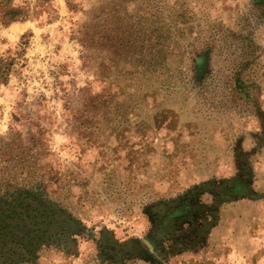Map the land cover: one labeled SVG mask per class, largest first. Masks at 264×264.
I'll return each instance as SVG.
<instances>
[{
    "label": "rangeland",
    "instance_id": "1",
    "mask_svg": "<svg viewBox=\"0 0 264 264\" xmlns=\"http://www.w3.org/2000/svg\"><path fill=\"white\" fill-rule=\"evenodd\" d=\"M51 6L0 26V182L80 230L35 264H264V0ZM191 192L196 217L163 226Z\"/></svg>",
    "mask_w": 264,
    "mask_h": 264
},
{
    "label": "trees",
    "instance_id": "2",
    "mask_svg": "<svg viewBox=\"0 0 264 264\" xmlns=\"http://www.w3.org/2000/svg\"><path fill=\"white\" fill-rule=\"evenodd\" d=\"M51 3L52 0H36L32 7L16 5L14 0H0V26L7 28L38 18L45 5L50 7L49 12L55 13ZM29 36L24 35L23 42ZM15 65L14 57L0 55V86L9 83ZM152 65L155 67L157 63ZM192 195L191 192L183 200L156 207L163 226L168 222L169 226H176L177 219L187 214L196 217L199 211L192 208L195 207L191 202ZM188 206H192L191 209ZM195 221L194 218L191 222ZM79 232L73 216L50 198L45 186L37 183L31 187H18L0 182V264H35L42 249L57 246L63 253L73 254L76 252L75 236ZM175 234L170 233L172 237Z\"/></svg>",
    "mask_w": 264,
    "mask_h": 264
}]
</instances>
